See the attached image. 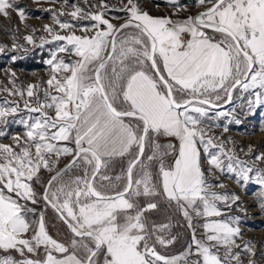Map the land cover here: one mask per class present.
<instances>
[{
	"label": "snow or ice",
	"instance_id": "1",
	"mask_svg": "<svg viewBox=\"0 0 264 264\" xmlns=\"http://www.w3.org/2000/svg\"><path fill=\"white\" fill-rule=\"evenodd\" d=\"M167 2L176 8L178 0ZM198 3L202 11L174 19L126 0L119 25L78 4L49 10L67 34L44 30L76 59L53 54L42 96L39 84L8 89L38 115L20 121L26 131L12 144L0 143V264H241L233 251L241 247L239 218L222 219L220 207L239 197L216 191L224 186L208 175L226 168L248 181L254 173L264 197V168L254 167L264 153L250 166L208 134L203 118L236 91L248 94L250 111L264 106V0ZM12 11L24 19L15 0H0V15ZM81 20L91 23H73ZM24 39L34 42L32 34ZM18 111L19 104L0 109V123ZM64 157L71 159L61 168ZM39 204V212L30 206ZM49 208L66 227L64 239L49 232ZM169 209L192 230L178 256L160 250L178 241L172 220L149 218ZM243 250L255 255L250 241Z\"/></svg>",
	"mask_w": 264,
	"mask_h": 264
},
{
	"label": "rangeland",
	"instance_id": "2",
	"mask_svg": "<svg viewBox=\"0 0 264 264\" xmlns=\"http://www.w3.org/2000/svg\"><path fill=\"white\" fill-rule=\"evenodd\" d=\"M139 2L145 11L154 16L172 15L174 19H176V14L186 17L192 15L193 10L202 9L198 0H178L176 8H173L167 0H139ZM124 3L126 0H88L87 4L84 0H67V4H65V0H15V4L24 10V19L21 20L16 11H12L9 17L0 15V48L3 49L0 51V109L19 104V111L7 116L5 122L0 123V131L4 133L0 136V143L12 144L14 136H22L26 131L20 121L38 115L29 113L24 108L23 99L20 96L9 95L8 89L26 88L29 84H39L42 96V89L47 87L46 81L51 74V66L47 61L52 59L53 54L56 53L58 57L64 58L66 61L76 59L67 53H59L57 49L64 42L53 41L52 36L44 30L45 25H50L59 34H67L54 23L52 11L49 10H59L63 6L65 11H71V5L78 4L85 11H105L106 18H110L114 24L119 25L125 16V13L120 11ZM181 8L183 10L178 11ZM116 17L121 19H116ZM59 19L69 21L72 18L64 15ZM73 23L83 25L90 24L91 21L81 20L73 21ZM29 34L33 35L34 42L32 44L27 43L24 39ZM76 34H81L79 27ZM41 38L49 42L45 43ZM12 80H15V84L12 83ZM248 98V94L236 91L233 93L232 101L225 108L221 110L209 109L208 116L203 120L210 136L217 137L218 142H225L227 148H234L239 159L248 161L251 166L254 156L264 153V106L250 111L247 103ZM249 147L252 149L251 152H249ZM211 151L216 152L217 150L211 149ZM70 159L71 157L62 158L59 167L64 166ZM224 163L227 164L226 159ZM207 167L208 165L205 163V168ZM254 167L264 168V163L257 161ZM119 171L120 166L117 163L114 165V172L119 173ZM49 175L44 172L42 179L46 180ZM250 175L252 179L243 181L236 173L228 172L225 168L224 171L216 170L214 174H209L208 179L210 183L224 186L223 188L217 187L216 191L239 197L236 203H232L231 209L224 208L223 204H220V207L226 213L224 217H221L222 219L239 218L238 226L241 230V237H238L236 242L241 247L233 249V251L240 252L241 264H249L250 260L255 264H264V197L260 195L261 186L255 182V174ZM38 191H42V187L38 186ZM30 206L35 207L37 212L43 209L42 204ZM174 214L179 218L178 223L175 222V224L172 220ZM166 217L172 220V231L179 238L168 249L160 250L169 256L181 255L191 242L192 230L188 228L182 214L174 209H169L167 212L149 213V218L153 222H163ZM31 218L35 219V216ZM46 218L50 234L56 238L64 239L67 230L56 218V214L46 216ZM194 222L197 223V235H202L198 218ZM249 241L253 245L255 255L243 250L244 243ZM220 251L223 254V249ZM0 255H4V253L0 251ZM11 255L18 260L23 259L15 251L11 252ZM232 264H236V262L233 261Z\"/></svg>",
	"mask_w": 264,
	"mask_h": 264
},
{
	"label": "trees",
	"instance_id": "3",
	"mask_svg": "<svg viewBox=\"0 0 264 264\" xmlns=\"http://www.w3.org/2000/svg\"><path fill=\"white\" fill-rule=\"evenodd\" d=\"M45 215L46 216H50V215H55V213L53 212V210L52 209H47V210H45ZM172 220H174V224H175V222L176 223H178V221H179V218L177 217V215L176 214H174V216L172 217ZM60 222V221H59ZM61 223V222H60ZM62 225V224H61ZM180 226V225H179ZM181 230H183L182 228H181ZM180 232V231H179ZM182 232V231H181ZM180 232V233H181ZM180 233H178V234H180ZM180 236V235H179Z\"/></svg>",
	"mask_w": 264,
	"mask_h": 264
},
{
	"label": "water",
	"instance_id": "4",
	"mask_svg": "<svg viewBox=\"0 0 264 264\" xmlns=\"http://www.w3.org/2000/svg\"><path fill=\"white\" fill-rule=\"evenodd\" d=\"M199 11H202V9H200ZM199 11H194V12L192 13V15H196ZM122 23H123V22H122ZM228 103H229V102H228ZM228 103H222L220 107L215 108V109L221 110V109L225 108V107L228 105ZM66 164H67V163H66ZM66 164H65V165H66ZM65 165H64V166H65ZM64 166H62L61 168H63Z\"/></svg>",
	"mask_w": 264,
	"mask_h": 264
},
{
	"label": "crops",
	"instance_id": "5",
	"mask_svg": "<svg viewBox=\"0 0 264 264\" xmlns=\"http://www.w3.org/2000/svg\"><path fill=\"white\" fill-rule=\"evenodd\" d=\"M175 18H176V19H180V18H184V17H182V15L176 14V15H175ZM162 142H163V143H167V142H168L167 138H164V140H163Z\"/></svg>",
	"mask_w": 264,
	"mask_h": 264
},
{
	"label": "bare ground",
	"instance_id": "6",
	"mask_svg": "<svg viewBox=\"0 0 264 264\" xmlns=\"http://www.w3.org/2000/svg\"><path fill=\"white\" fill-rule=\"evenodd\" d=\"M199 10H200V9H199ZM199 10H198V9H195V10H193V12H194V11H199Z\"/></svg>",
	"mask_w": 264,
	"mask_h": 264
}]
</instances>
